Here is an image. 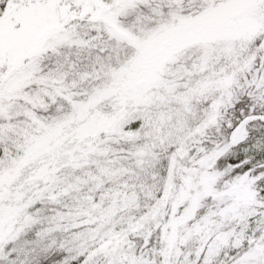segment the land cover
Listing matches in <instances>:
<instances>
[{
    "label": "snow or ice",
    "instance_id": "1",
    "mask_svg": "<svg viewBox=\"0 0 264 264\" xmlns=\"http://www.w3.org/2000/svg\"><path fill=\"white\" fill-rule=\"evenodd\" d=\"M0 264H264V0H0Z\"/></svg>",
    "mask_w": 264,
    "mask_h": 264
}]
</instances>
